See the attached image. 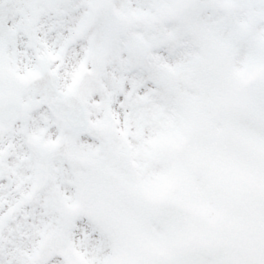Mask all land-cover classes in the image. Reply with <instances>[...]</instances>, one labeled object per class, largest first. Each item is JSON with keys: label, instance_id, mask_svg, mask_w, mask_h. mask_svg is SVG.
<instances>
[{"label": "snow or ice", "instance_id": "6c2138e0", "mask_svg": "<svg viewBox=\"0 0 264 264\" xmlns=\"http://www.w3.org/2000/svg\"><path fill=\"white\" fill-rule=\"evenodd\" d=\"M0 264H264V0H0Z\"/></svg>", "mask_w": 264, "mask_h": 264}]
</instances>
